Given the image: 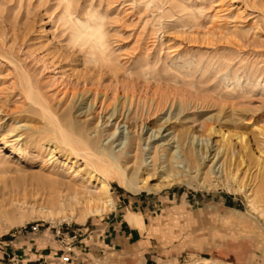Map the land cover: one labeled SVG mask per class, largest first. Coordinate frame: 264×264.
Returning <instances> with one entry per match:
<instances>
[{"label":"rangeland","instance_id":"1","mask_svg":"<svg viewBox=\"0 0 264 264\" xmlns=\"http://www.w3.org/2000/svg\"><path fill=\"white\" fill-rule=\"evenodd\" d=\"M65 1L0 0V264H113L120 257L127 264H196L203 259L264 264V217L248 200L254 185L238 192L236 182L250 183L258 172V156L264 162V0H71V17ZM76 19L102 25L105 54L115 63L120 83L112 73H93V65L85 64L91 53L79 45L82 36L75 39L82 29L74 25ZM130 78L136 105L109 121L113 92L117 87L123 92L122 82ZM169 92L176 100L173 109L170 102L160 110L151 106V99ZM180 101L186 108L177 116ZM43 105L66 124L72 119L87 125L101 145L114 142L116 152L123 150L128 159L133 143L124 147L135 130L140 156L148 158L139 175L150 171V186L131 191L111 178L114 207L81 221L84 205L71 211L66 185L94 192L96 179L104 176L60 143ZM219 128L246 133L253 160L235 137L236 153L245 163L221 148L214 158L223 143ZM182 131H187L184 149L197 152L200 167L165 184L167 163L161 158L155 170L151 157L157 146L159 155L164 147L173 154L177 139L172 136ZM206 150L208 157L201 160ZM213 165L215 173L206 177ZM91 172L96 178L90 181ZM131 173L130 166L126 177ZM205 178L215 186H201ZM140 205L150 223L144 241H126L120 257L91 254L93 245L115 238L122 214ZM240 216L251 226H238ZM238 247L246 254L241 261L229 254Z\"/></svg>","mask_w":264,"mask_h":264},{"label":"bare ground","instance_id":"2","mask_svg":"<svg viewBox=\"0 0 264 264\" xmlns=\"http://www.w3.org/2000/svg\"><path fill=\"white\" fill-rule=\"evenodd\" d=\"M65 2H67L65 10H66L68 16L71 17V10H70L71 0H66ZM60 18H62V17H60ZM67 19H69V18H67ZM89 20L84 22V21H81L80 19H76L75 23H74V25L81 26V28H82L79 33H78V31L76 32V33H78V35L76 36L75 39L77 40L78 36H82V39H83L82 42L83 43L81 42L82 39L80 38L81 39L80 43H82V44H79V45L80 46L82 45L83 48H86L87 51L89 50V52L91 53V55L88 54L87 58L83 59V60H84L86 65H93L92 69L89 68L90 71H92L93 73H100V74L106 75L107 72H110L116 78L117 82L120 83L119 82V73L114 70V69H117V67H115V65H114L115 63L111 62L112 60L110 59V57L106 55L108 53L105 51L106 43L104 42L105 40H103V38H105V35L103 34V31H102V25L98 22H96L94 25H92ZM68 21H70V20H68ZM97 21H98V19H97ZM68 24H67L68 28L67 27L66 28L71 31V23H68ZM74 25H73V27H74ZM90 36L95 37L94 41H89ZM73 37H75V36H73ZM90 40H92V38ZM84 52H86V51H84ZM105 52H106V54H105ZM96 68H97V70H96ZM121 75H123V73ZM125 75H130V74L126 73ZM151 76H152V74H151ZM147 77L149 78V75ZM127 78H128V76H127ZM155 78H157V77H155ZM125 81L122 82L123 83V86H122L123 92L121 91V87H117L115 92H113L114 93V95L112 97L113 98V101H112L113 105L109 104V106H113L112 112L109 115V121H110V119L116 120L119 117H122L124 115L125 111L130 112L136 105V101H135L136 94L134 91L135 90L134 87L136 85L134 84L133 80L132 81L127 80L126 83H125ZM29 90L30 91L33 90L32 85L30 86ZM97 93H99V92H97ZM173 94L174 93L169 92L164 97L151 99V101H152L151 106L153 105L155 109L160 110L162 108H165V106L170 102L171 108L173 109L175 106V102H176V100L173 101V99L171 98ZM102 95L107 100L112 99L108 93H102ZM109 101H107V102H109ZM38 103H39V105H42L43 102H41L39 100ZM89 106H91V103L89 104ZM184 106H185V103L183 101H180V103L178 104V108H177V110H178V112L176 114L177 116H179L185 110L184 108H186V107H184ZM47 107L48 106H46V107H44V105L42 106V108L45 111L44 113H46L48 119H50L52 121V123L55 125L54 132L58 136V139H60V143L63 144L65 147L70 148L78 156L82 155L84 157V159H86L87 162L90 164V166L94 169L95 172H98V173H100V175L102 174L104 176L103 179H96V180H99V184L95 185V191L94 192H90V191L87 192V191L83 190V188H80L74 184H71V186H69V185L67 186L64 182V184L66 185L65 189H67L68 191L71 190V208H70L71 211L74 212L73 211L74 206L77 204L81 203L84 205V207L81 209L80 215H79L80 216L79 219L81 221H85L90 215H99V214L108 212L114 207L115 204H114V199L112 196V186H111V182H110L111 178L119 179L126 186V188L128 190H131V191H139L145 187L150 186V179L153 176V174H151L149 171L148 176L139 175L140 171H141V166L143 165V163L147 164L148 158L144 159L143 156H140V152H141L140 146L141 145L138 142L139 137H138V135H136L137 133L135 130L133 132V138H130L124 147V149H126V148L130 147L133 143L134 153H132L130 159H128V158H125L126 155H125V157L123 156V154H124L123 150L116 152V150L112 147L114 142L111 144V146L110 145L109 146L101 145L97 141V137L99 135L92 137L91 134L88 133L89 128L87 125H85V124L78 125L72 119H71L70 123L68 122L69 124H66L65 122H63L59 118H57L54 115V113L51 112V110L47 109ZM87 111H88V109H87ZM169 121H170V118H167L166 122H169ZM107 122H108V120H107ZM118 125H117L115 131L112 132V134H110L111 137L116 134V131L119 128ZM134 128H136V130H137V127H134ZM141 128H143V127L139 126V130H141ZM162 128H163V126L161 127V129ZM160 130L157 131V132H159L158 135L160 134ZM210 131L213 132L216 130H214L211 127ZM218 132H219V134H221L220 137H222L221 141L223 143L220 142L221 145H219L217 147L216 153L214 154V158H218L219 151L223 150L222 152L226 153L227 155L231 154V157L236 156L237 157L236 160H238V157H239L240 158L239 163L240 162L245 163L243 158H241V154L239 152L236 153L237 147H235V145L233 144L232 138L235 137L237 140H239V142L241 144H243V147L245 148V150L248 149L249 150L248 152H250L251 148L249 146V138H248L247 134L242 133V132L240 133V132L226 131V130H223L221 128H219ZM122 133H123V131H122ZM186 134H187V131H182V132H178L177 134L175 132V134L172 136V139H174V140L177 139L176 150L174 151L173 154H169L170 152H168L170 147L169 148L164 147V149L162 150L163 154L162 155L160 154L161 155L160 156L158 154V146L157 147L155 146L156 148L154 150V155L153 156L151 155L152 156L151 162L153 163L152 166L154 167L155 170L158 169L156 167V165H157V162L161 158H163V161H162L163 164L167 163V165L164 167L165 168V170H164L165 176L163 177V181L165 182V184H173L174 182L179 181L181 179V176H183V175L185 176L186 175L185 173L187 171H191L193 169V167H196V168L200 167V159L198 157L197 152L194 153L191 151L192 153L189 154L184 149V147H185L184 139H186ZM260 135L264 137V129H262V128H261ZM156 136H157L156 132L152 133L151 136L147 137V140L150 141L152 138H155ZM194 142L195 141H192V143H194ZM122 143H124V141H122L119 145H122ZM186 145H188V144L186 143ZM219 148H221V149L218 150ZM246 155H248V154L246 153ZM253 155L254 154H252V160H253ZM201 156H202L201 160L205 159V156L208 157L207 150H206V152H203V154ZM242 157H243V154H242ZM130 163H132V165H130ZM250 164H249V168L247 169V172L249 171V174H250V171L252 170V167H250L251 166ZM130 166H131L132 173H131V175H128L126 177L125 173L128 171V168ZM147 166H150V163ZM257 166H258V170H257L258 172L255 175V178H254V176H252L250 183H249V181H246L243 179L236 180V182H238V184H239L238 185L239 189H237V191L239 190V191L243 192L247 189L248 186L254 185L251 192L249 191L250 192L249 193L250 198H248V200L250 199L249 202H250V205L252 206L251 209L254 212H257L261 217H264V205L258 204V202H257L258 199H260V201H262V203H264V162L262 161L261 156H258V158H257ZM214 167L215 166L213 165L209 168L208 172L206 173V177L211 176L215 173ZM121 169H122L123 173H122V171H120ZM222 171L227 172L226 169L225 170L222 169ZM220 174H222V173H220ZM234 175L236 176L237 172ZM218 177L221 178L222 175H219ZM93 178H96V175L92 174V172H91L90 173V181ZM226 179L227 178H225V180ZM119 180H117V181H119ZM59 181H58V185L62 186L63 183L61 184V181L60 182ZM226 182H227V180H226ZM226 182H225V184H226ZM200 185L201 186H210V187L215 186V184L213 183V181L211 179L207 180L206 178L203 180L202 183H200ZM229 185H231V184H229ZM84 186L85 185L83 184L82 187H84ZM62 187H64V186H62ZM86 188H88V187L86 186ZM228 189H230V186H228ZM61 193H63V192L61 191ZM62 208L65 209L66 207H62ZM127 218L131 224L140 225L142 223V217L139 214L128 212ZM196 264H220V263H214V262H211L210 260L203 259V260L196 262Z\"/></svg>","mask_w":264,"mask_h":264},{"label":"crops","instance_id":"3","mask_svg":"<svg viewBox=\"0 0 264 264\" xmlns=\"http://www.w3.org/2000/svg\"><path fill=\"white\" fill-rule=\"evenodd\" d=\"M141 207L142 206L140 205L138 208L139 210H131L130 208H128L127 211L124 214H122V216H123L122 220H120L117 224L118 232L116 233L115 238H112L109 241L108 240L103 241V242L99 241L97 243V245H93V248H92L93 250L91 251V254L94 252H95L94 254H97L99 252V254L101 255V258H102V255H104V258L109 257V259H111L113 256L114 257L115 256L120 257V256H123L125 254V250L127 249L126 248L127 244L125 246L126 241L131 242V243H136V241H137V244H140L142 241H144V237H145L144 234H145V231L150 229V223H149V221H147V219H148L147 214L144 213L143 210H141ZM129 210H131L133 212H137L135 214L141 213L143 215L142 216L140 214L142 216L143 226L145 225L144 229H141L143 226L141 227L138 225L131 224L129 222V220L126 219L125 214ZM131 211H129V212H131ZM247 222L248 221H245V219L240 216L238 221H237V224H238V226L244 227V228L250 227L251 226L250 223L248 224ZM103 252H104V254H103ZM107 253L108 254H115V255H108L107 256ZM229 254H232V256L238 261H241V258L246 256V254H243V252L241 251V248H239V247L237 249H235L234 252H232V253L230 252ZM206 260H209V259H206ZM124 262H126V261H124L120 257L119 262L118 263L114 262L113 264H127Z\"/></svg>","mask_w":264,"mask_h":264}]
</instances>
